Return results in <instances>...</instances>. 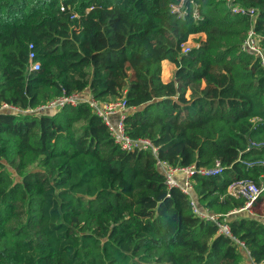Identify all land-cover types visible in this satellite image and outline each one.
I'll list each match as a JSON object with an SVG mask.
<instances>
[{"label":"trees","instance_id":"1","mask_svg":"<svg viewBox=\"0 0 264 264\" xmlns=\"http://www.w3.org/2000/svg\"><path fill=\"white\" fill-rule=\"evenodd\" d=\"M174 1L0 0V105L35 108L85 88L102 101L125 95L127 134L153 139L160 159L223 167L196 174L186 194L151 151H123L87 102L2 110L0 264H264V214L229 215L244 250L194 210L227 215L246 202L231 183L264 185V164L248 165L264 158L248 149L264 141V69L242 50L251 18L195 0L202 19H179ZM235 1L257 10L264 47V0ZM165 60L176 65L169 81Z\"/></svg>","mask_w":264,"mask_h":264},{"label":"built area","instance_id":"2","mask_svg":"<svg viewBox=\"0 0 264 264\" xmlns=\"http://www.w3.org/2000/svg\"><path fill=\"white\" fill-rule=\"evenodd\" d=\"M227 7L232 10L234 14L237 15H248L251 18V25L248 29L247 35L242 44V50L252 52L259 60L261 67L264 69V47L261 43L262 37L255 30L254 22L257 10L253 7L242 6L236 3L235 0H225ZM200 4L195 0H176L170 5V11H172L179 19H186L188 16L192 15L193 18L198 21L202 19L201 11H199ZM200 36V37H198ZM206 37V33L191 34L185 42L181 45L182 52H189L192 48H198L201 41ZM30 69L39 70L41 67V62L36 61V55L34 51V45L30 44ZM83 102H87L93 112L101 117L107 124L110 134L113 136L116 144L123 151H145L149 150L157 157V165L161 171L166 175V182L169 188L178 187L184 193H190L193 186V177L196 174L212 175L220 173L223 170L220 161H217L215 166L209 167H198L196 164L186 165V167L174 166L168 160H162L159 158V146L155 144L153 139L150 137L144 138H134L130 134H127L125 130V118L126 111L128 110L127 97H123L113 100H100L96 98L88 88L83 89V91H74L71 93H62L61 96L52 98L47 102L42 103L38 107H28L19 108L8 102H2L0 105V112L2 110L11 111L14 113H42L48 111H57L63 109L66 106L77 107ZM264 148V141H252L248 146L251 147ZM255 163L264 164L263 159H255L248 162V165H253ZM181 175L182 181L179 180ZM264 185L259 186L252 179L247 178L240 181H235L231 183L227 189V192L236 197H245V205L240 209H235L228 213L227 215L214 214L210 212L200 211L196 206L194 208L195 212L199 214L204 219L213 220L218 226V232L224 235H229L233 237L237 243L245 250V244L240 239L235 237L231 231V226L229 222V215L232 212L238 211H249L255 214V208L257 202L261 199L263 195ZM264 218V216H263ZM248 253V252H247Z\"/></svg>","mask_w":264,"mask_h":264},{"label":"crops","instance_id":"3","mask_svg":"<svg viewBox=\"0 0 264 264\" xmlns=\"http://www.w3.org/2000/svg\"><path fill=\"white\" fill-rule=\"evenodd\" d=\"M176 65L169 60L163 61V75L165 76V80L169 81L174 76V70Z\"/></svg>","mask_w":264,"mask_h":264},{"label":"rangeland","instance_id":"4","mask_svg":"<svg viewBox=\"0 0 264 264\" xmlns=\"http://www.w3.org/2000/svg\"><path fill=\"white\" fill-rule=\"evenodd\" d=\"M198 37H200V36H198ZM164 78H165V76H164ZM255 211L259 212L260 214H264V198L257 204Z\"/></svg>","mask_w":264,"mask_h":264}]
</instances>
